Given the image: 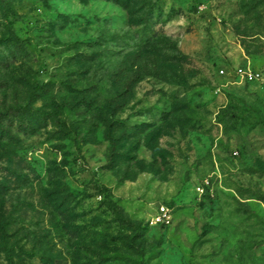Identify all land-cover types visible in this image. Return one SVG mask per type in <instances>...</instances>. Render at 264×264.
<instances>
[{"label":"rangeland","instance_id":"1","mask_svg":"<svg viewBox=\"0 0 264 264\" xmlns=\"http://www.w3.org/2000/svg\"><path fill=\"white\" fill-rule=\"evenodd\" d=\"M245 72L264 0H0V264H264Z\"/></svg>","mask_w":264,"mask_h":264},{"label":"trees","instance_id":"2","mask_svg":"<svg viewBox=\"0 0 264 264\" xmlns=\"http://www.w3.org/2000/svg\"><path fill=\"white\" fill-rule=\"evenodd\" d=\"M50 186H57V182H51ZM1 193V191H0ZM13 220L10 216H7V213L4 210V205H0V242L3 244L7 249H9L10 254H14L16 250L19 249L20 244L22 243L19 238L20 230H14V224L11 222ZM33 235V234H31ZM31 239V236H30ZM41 245L40 241H33V246L37 247ZM23 249V247H22ZM49 252H45V258L50 254ZM102 260V259H101Z\"/></svg>","mask_w":264,"mask_h":264},{"label":"built area","instance_id":"3","mask_svg":"<svg viewBox=\"0 0 264 264\" xmlns=\"http://www.w3.org/2000/svg\"><path fill=\"white\" fill-rule=\"evenodd\" d=\"M244 75L248 81H262L264 82V76L259 73L245 72ZM172 222L171 212L168 207L163 206L160 208L158 214L153 218L152 223L155 225L169 226Z\"/></svg>","mask_w":264,"mask_h":264}]
</instances>
